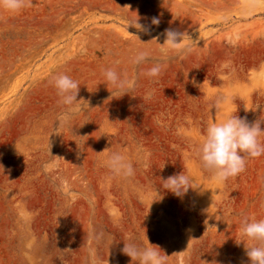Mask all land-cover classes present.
Returning <instances> with one entry per match:
<instances>
[{"label": "rangeland", "instance_id": "1", "mask_svg": "<svg viewBox=\"0 0 264 264\" xmlns=\"http://www.w3.org/2000/svg\"><path fill=\"white\" fill-rule=\"evenodd\" d=\"M136 13L148 33L127 27ZM166 29L186 32L191 51L165 59ZM138 49L151 57L134 66ZM157 60L162 73L145 76ZM109 67L135 77L128 94L119 98L105 82ZM61 73L89 103L68 124L51 83ZM232 114L264 120V0L0 7V264H131L123 242L146 244L144 230L166 264H248L236 242L243 216L264 218V155L224 184L196 155L208 122ZM107 151L127 154L134 176L102 166ZM181 171L198 188L182 199L159 189Z\"/></svg>", "mask_w": 264, "mask_h": 264}, {"label": "clouds", "instance_id": "2", "mask_svg": "<svg viewBox=\"0 0 264 264\" xmlns=\"http://www.w3.org/2000/svg\"><path fill=\"white\" fill-rule=\"evenodd\" d=\"M29 3L30 0H0V7L9 12H19ZM139 20L140 17L136 13L135 19L130 20L127 27L132 26L148 33L149 26L139 23ZM159 24V18H151L150 25L158 26ZM134 36L141 42L137 35ZM164 36L163 44H158L162 46L161 51L165 59L169 52L191 51L194 41L186 32L166 29ZM153 39L157 42V38ZM150 57V50L138 49L130 58V63L139 66L148 61ZM165 66L161 60H157L143 74L149 78H156ZM103 76L105 82L112 86L119 98L128 94L135 86V77L129 78L114 67L104 69ZM51 83L56 90L58 103L64 109L61 117L64 124L70 122L75 112L83 110L85 103L89 107L88 101L77 99L80 84L71 76L64 73L57 74L52 78ZM153 94L154 90L147 91L144 99H151ZM261 136H264V120L261 119L250 123L246 117L232 114L219 122L214 119L210 120L196 148L199 164L203 170L211 174L213 180L218 184H224L229 178L236 177L245 171L248 158L264 155V142L261 141ZM100 164L108 168L115 177L130 179L135 174L132 159L122 151H107ZM0 170L4 171L2 165H0ZM160 180L162 183L159 189L166 190L180 199L189 189L198 188L193 187V178L182 171ZM156 193L162 199L158 187ZM239 233L241 239L236 243L243 242L248 264H264V218L243 216L240 220ZM144 239L147 241L144 245L137 244L132 237L128 238L127 243L123 242L121 251L130 258L131 264H166L168 255L158 245H153L148 241L145 230ZM245 241H248L247 245ZM213 264L216 262L213 261Z\"/></svg>", "mask_w": 264, "mask_h": 264}, {"label": "bare ground", "instance_id": "3", "mask_svg": "<svg viewBox=\"0 0 264 264\" xmlns=\"http://www.w3.org/2000/svg\"><path fill=\"white\" fill-rule=\"evenodd\" d=\"M86 56H87V54H85ZM80 60H82V59H80ZM95 68H97V67H95ZM69 69V68H68ZM99 69V68H98ZM65 72V71H64ZM95 73V72H94Z\"/></svg>", "mask_w": 264, "mask_h": 264}]
</instances>
